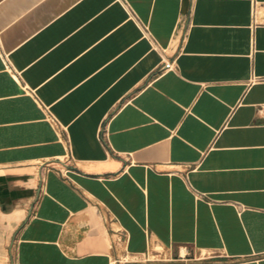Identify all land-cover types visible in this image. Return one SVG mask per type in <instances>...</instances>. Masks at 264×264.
Wrapping results in <instances>:
<instances>
[{
	"label": "crops",
	"instance_id": "obj_1",
	"mask_svg": "<svg viewBox=\"0 0 264 264\" xmlns=\"http://www.w3.org/2000/svg\"><path fill=\"white\" fill-rule=\"evenodd\" d=\"M0 264H264V0H0Z\"/></svg>",
	"mask_w": 264,
	"mask_h": 264
},
{
	"label": "built area",
	"instance_id": "obj_2",
	"mask_svg": "<svg viewBox=\"0 0 264 264\" xmlns=\"http://www.w3.org/2000/svg\"><path fill=\"white\" fill-rule=\"evenodd\" d=\"M166 68H169V65L168 64H166Z\"/></svg>",
	"mask_w": 264,
	"mask_h": 264
}]
</instances>
